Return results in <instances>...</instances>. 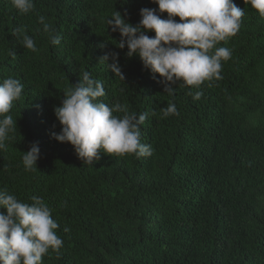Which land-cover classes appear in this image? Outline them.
Wrapping results in <instances>:
<instances>
[{
  "label": "trees",
  "instance_id": "trees-1",
  "mask_svg": "<svg viewBox=\"0 0 264 264\" xmlns=\"http://www.w3.org/2000/svg\"><path fill=\"white\" fill-rule=\"evenodd\" d=\"M233 2L245 11L241 28L218 45L232 50L231 59L212 87L191 88L203 93L193 100L189 88L129 58L127 46H116L119 32L107 27L114 11L133 26L142 8L167 18L153 0H34L26 15L0 0V82L11 76L24 85L9 113L17 129L0 150V188L27 203L42 197L52 209L64 244L43 264H264V18L244 0ZM39 15L61 44H51ZM19 28L38 52L19 43ZM112 53L124 81L99 63ZM85 71L102 81L106 104L148 113L141 138L155 150L151 157L101 153L83 165L70 143L53 138L62 127L54 108ZM170 103L180 115L163 118ZM33 142L38 170L26 171L22 156Z\"/></svg>",
  "mask_w": 264,
  "mask_h": 264
},
{
  "label": "clouds",
  "instance_id": "clouds-1",
  "mask_svg": "<svg viewBox=\"0 0 264 264\" xmlns=\"http://www.w3.org/2000/svg\"><path fill=\"white\" fill-rule=\"evenodd\" d=\"M244 2L264 18V0ZM153 3L158 5L160 13H167V18L157 15L156 9L142 8V19L138 26H133L119 11L113 12L106 23L112 32L120 34L116 46L120 49L127 46L129 58L138 55L144 68L154 76L159 74L166 84L189 88L187 94L193 100H200L202 91L193 93L191 88L199 89L205 83L212 87L213 81L223 78L222 66L231 59L232 50L218 45L227 43L239 32L245 11L233 0H153ZM11 4L21 15L35 10L34 0H11ZM38 22L50 35L52 45L61 44L63 38L53 34L55 30L43 15L38 16ZM150 31L155 35L150 37L147 34ZM13 34L24 48L39 51L23 28ZM11 55L14 59L15 54ZM99 63L124 81L118 53L105 54ZM175 90L170 86L165 89L170 95H175ZM23 93L24 85L16 78L9 76L0 82V150L7 149L5 142L17 129L16 120L9 113ZM63 93L61 105L54 108L62 127L59 134L53 133V138L70 143L83 165H92L101 158V153L118 157L134 155L137 159L154 154L152 146L141 138V126L148 113L137 115L119 103L106 104L101 99L106 96L102 81L91 78L85 71L82 79ZM161 111L163 118L180 115L174 103ZM39 151L38 142H33L23 154L26 171L38 170ZM30 200L31 203L23 202L7 187L0 188V209H6V214L0 212V264H43L50 250L58 253L63 247L52 209L42 197L31 196Z\"/></svg>",
  "mask_w": 264,
  "mask_h": 264
}]
</instances>
